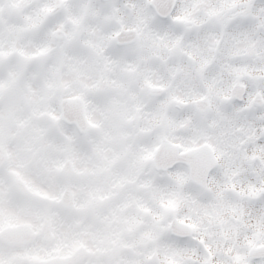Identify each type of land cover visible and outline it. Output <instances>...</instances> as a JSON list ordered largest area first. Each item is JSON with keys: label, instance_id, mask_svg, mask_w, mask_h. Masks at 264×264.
I'll list each match as a JSON object with an SVG mask.
<instances>
[{"label": "snow or ice", "instance_id": "obj_1", "mask_svg": "<svg viewBox=\"0 0 264 264\" xmlns=\"http://www.w3.org/2000/svg\"><path fill=\"white\" fill-rule=\"evenodd\" d=\"M0 264H264V0H0Z\"/></svg>", "mask_w": 264, "mask_h": 264}]
</instances>
